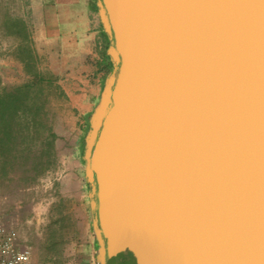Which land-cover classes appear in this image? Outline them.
<instances>
[{
    "label": "water",
    "instance_id": "95a60500",
    "mask_svg": "<svg viewBox=\"0 0 264 264\" xmlns=\"http://www.w3.org/2000/svg\"><path fill=\"white\" fill-rule=\"evenodd\" d=\"M114 67L84 151L101 264H264V0H97Z\"/></svg>",
    "mask_w": 264,
    "mask_h": 264
},
{
    "label": "rangeland",
    "instance_id": "374dc122",
    "mask_svg": "<svg viewBox=\"0 0 264 264\" xmlns=\"http://www.w3.org/2000/svg\"><path fill=\"white\" fill-rule=\"evenodd\" d=\"M4 3L0 4V81L14 85L31 79L26 63L45 76H55L54 88L46 91L51 125L45 131L46 136L52 132L55 137L51 136L52 144L28 143L26 153L32 157L24 156L15 168H4L0 155V220L14 226L22 242L31 247V264H72L84 252V240L96 237L84 151L90 120L101 99L86 113L87 101L72 99L64 87L77 95L83 85L66 82L58 60L41 57L36 50L39 37L32 43L33 57L17 51L22 35L6 32L8 10L16 11L20 3Z\"/></svg>",
    "mask_w": 264,
    "mask_h": 264
},
{
    "label": "crops",
    "instance_id": "0c3cea01",
    "mask_svg": "<svg viewBox=\"0 0 264 264\" xmlns=\"http://www.w3.org/2000/svg\"><path fill=\"white\" fill-rule=\"evenodd\" d=\"M19 8L8 10V35L19 36L17 51L30 47L39 37L41 57L59 61L66 82L77 83L79 94L72 99L87 101L93 110L102 97L106 80L114 67L107 52L109 37L103 28L97 0H17ZM0 4H5L0 0ZM19 29V30H18ZM18 58V57H17ZM71 77L77 78L71 80ZM95 239L82 243L84 252L72 264H101Z\"/></svg>",
    "mask_w": 264,
    "mask_h": 264
},
{
    "label": "trees",
    "instance_id": "16d2710c",
    "mask_svg": "<svg viewBox=\"0 0 264 264\" xmlns=\"http://www.w3.org/2000/svg\"><path fill=\"white\" fill-rule=\"evenodd\" d=\"M21 52L33 57L28 46L22 47ZM26 69L32 77L23 83L5 85L0 81V155L4 168H15L16 162L24 156L32 157L26 153V148H30L28 143L52 144L51 136L55 137L52 132L45 134L51 125L46 91L54 88L55 76L33 70L30 63H26ZM38 161L36 169L40 164Z\"/></svg>",
    "mask_w": 264,
    "mask_h": 264
},
{
    "label": "built area",
    "instance_id": "2783aa9c",
    "mask_svg": "<svg viewBox=\"0 0 264 264\" xmlns=\"http://www.w3.org/2000/svg\"><path fill=\"white\" fill-rule=\"evenodd\" d=\"M32 249L18 230L0 220V264H31Z\"/></svg>",
    "mask_w": 264,
    "mask_h": 264
},
{
    "label": "flooded vegetation",
    "instance_id": "af4514ba",
    "mask_svg": "<svg viewBox=\"0 0 264 264\" xmlns=\"http://www.w3.org/2000/svg\"><path fill=\"white\" fill-rule=\"evenodd\" d=\"M109 37V36H108ZM109 41L111 42V39L109 38Z\"/></svg>",
    "mask_w": 264,
    "mask_h": 264
}]
</instances>
